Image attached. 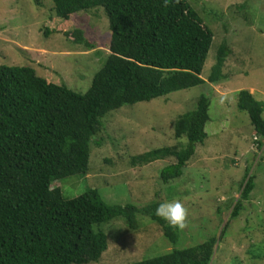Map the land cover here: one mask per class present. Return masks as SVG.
<instances>
[{
	"label": "trees",
	"instance_id": "1",
	"mask_svg": "<svg viewBox=\"0 0 264 264\" xmlns=\"http://www.w3.org/2000/svg\"><path fill=\"white\" fill-rule=\"evenodd\" d=\"M52 1L62 19L102 7L110 21V53L85 93L48 80L30 64L0 63V264L99 261L108 248L103 225L124 218L135 228L139 214L149 216L176 244L179 231L155 215L161 201L112 204L94 187L68 197L54 183L88 173L92 141L101 144L96 137L110 111L206 83L202 74L214 43L212 27L189 0ZM43 29L45 36L57 32L48 24ZM66 35L74 43L96 47L80 28ZM230 53L226 41L218 46L210 82L227 79L223 68ZM210 104L209 96L200 94L195 107L175 122L178 143L135 155L131 163L174 157L175 162L162 169V179L180 177L197 145L208 138ZM237 106L249 114L261 147L264 102L241 89ZM246 169L224 229L239 216L256 186L255 176ZM220 239L211 236L191 247L126 264H210Z\"/></svg>",
	"mask_w": 264,
	"mask_h": 264
},
{
	"label": "rangeland",
	"instance_id": "2",
	"mask_svg": "<svg viewBox=\"0 0 264 264\" xmlns=\"http://www.w3.org/2000/svg\"><path fill=\"white\" fill-rule=\"evenodd\" d=\"M189 1L215 34L202 74L206 83L110 111L96 137L101 144L92 141L88 173L54 183L68 197L97 188L112 204L179 201L187 211L186 226L178 230L175 244L149 216L139 214L135 228L115 218L103 225L107 250L99 261L87 264H126L191 247L211 236L221 239L210 264H264V139L259 147L249 114L237 106L241 89L264 102V0ZM53 5L52 0H0V63L30 64L48 80L85 93L110 53L108 15L96 7L62 19ZM45 24L57 32L45 36ZM75 28L96 47L72 42L66 33ZM224 41L231 48L223 68L227 79L212 83L208 76ZM202 93L211 101L208 138L197 145L183 174L168 182L162 179V169L175 162L174 157L133 165L135 155L178 143L175 122L195 107ZM180 139L187 142L186 137ZM247 167L256 186L239 216L224 229Z\"/></svg>",
	"mask_w": 264,
	"mask_h": 264
},
{
	"label": "clouds",
	"instance_id": "3",
	"mask_svg": "<svg viewBox=\"0 0 264 264\" xmlns=\"http://www.w3.org/2000/svg\"><path fill=\"white\" fill-rule=\"evenodd\" d=\"M155 215L166 221L170 228L183 230L186 226L187 211L179 201H166L158 204Z\"/></svg>",
	"mask_w": 264,
	"mask_h": 264
}]
</instances>
